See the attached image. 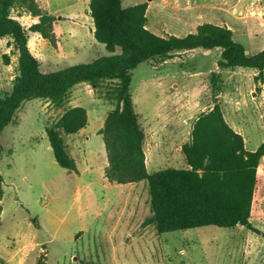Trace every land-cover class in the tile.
<instances>
[{"label":"rangeland","instance_id":"1","mask_svg":"<svg viewBox=\"0 0 264 264\" xmlns=\"http://www.w3.org/2000/svg\"><path fill=\"white\" fill-rule=\"evenodd\" d=\"M146 3L147 7L150 5L146 11L147 27L160 36L194 32L198 25L208 22L231 28L235 39L249 53L264 48V0H255L254 4L252 0H147ZM180 22L183 26L179 28ZM11 42L9 37L0 40V95L12 90L17 75L18 52ZM94 44L86 38L82 50L76 52V47H68L64 40L57 52L58 44L49 42L38 58H42V69L47 72L110 54L105 44L97 41ZM204 52L203 48L188 50L177 53L173 57L180 58L177 61L152 60L133 71L131 91L145 132V155L147 152L150 171L185 164L161 155L157 163H151L147 143L176 150L189 140L193 123L202 112L210 110L215 103L221 106V102L238 92V87L244 86L237 77L238 69L213 66L212 62L220 58V48ZM181 70L188 71L185 74L190 77L167 78L166 90L158 87L157 76ZM195 72L200 73L195 76ZM213 73L219 74V79H213ZM116 82L107 80L99 88L90 85L79 91L70 90L61 107L44 99L27 100L17 112L15 122L2 131L0 264H260L264 261V225L259 221H254L255 225L260 224V229L253 225L255 230L245 226L207 225L158 233L154 225H144L151 214L144 181L113 189L110 181L107 187L103 185L102 156L106 150L102 136H97L96 131L115 108L107 91ZM174 82L185 83L180 93L172 87ZM245 87L248 103L245 110H236L234 120L249 122L248 146L253 147L264 141V97H252L250 90L264 94V72L262 76L251 75ZM189 102L194 107L181 126ZM73 104L86 108L90 136L83 142L77 132L64 134L68 150L80 163L77 171L58 164L46 132L67 109L75 107ZM255 207L254 220L258 218ZM258 209L264 212V203Z\"/></svg>","mask_w":264,"mask_h":264},{"label":"trees","instance_id":"2","mask_svg":"<svg viewBox=\"0 0 264 264\" xmlns=\"http://www.w3.org/2000/svg\"><path fill=\"white\" fill-rule=\"evenodd\" d=\"M147 5L90 0L94 37L106 45L110 54L46 72L30 50L28 31H37L56 45L55 16L44 11L36 0H0V40L9 37L18 52L12 90L0 95V135L15 122L17 112L27 100L44 99L61 107L78 83L99 88L107 80H116L107 91L115 108L99 130L108 156L105 176L112 183H146L151 214L144 225H154L158 233L207 225L233 228L239 224L255 230L250 217L264 142L255 150H247L243 135L228 124L221 106L215 103L196 118L189 140L182 144L185 166L150 171L146 164L145 132L135 110L131 83L133 71L140 64L164 62L179 52L196 48H220V69L254 68L262 76L264 48L249 53L235 39L231 28L208 22L184 36H160L147 27ZM14 12L38 16L39 22L26 29ZM219 77L212 75L213 79ZM87 124L86 108L75 106L46 129L56 161L69 171H77L78 166L64 134L76 133ZM1 180L0 174V194Z\"/></svg>","mask_w":264,"mask_h":264},{"label":"crops","instance_id":"3","mask_svg":"<svg viewBox=\"0 0 264 264\" xmlns=\"http://www.w3.org/2000/svg\"><path fill=\"white\" fill-rule=\"evenodd\" d=\"M36 1L38 2L40 7L44 11H47L48 13L55 16L53 28H54V32H55L57 44H58V48L56 49L57 52L59 51V49L61 47L62 41H64V40L68 43V45H67L68 47H71V46L76 47L75 48V49H77L76 52H79L82 50L86 38H87V40H90V43L92 45H95L94 42L97 40L95 39L94 33H93L94 22H93V18L91 16V13H90V7H89L90 0H36ZM142 2H147V0H123L124 5H126V6L127 5H135V4L142 3ZM149 7H150V5L147 7V11L149 10ZM17 15H18V13H17ZM16 17L19 19V21L24 25V27L26 29H29V27L31 25L39 22L38 16H33L32 14L27 13V12H21ZM182 26H183V24H181V22H180L179 28ZM190 32L184 33L182 35L176 34V33H173V34L176 36H184ZM28 34H29V38H30L28 44H29L31 52L36 57H40L43 54V52L46 51L47 45L49 43L48 40L45 39L37 31L29 30ZM92 38L95 40H92ZM204 50H205L204 53H207V51H211L212 49H204ZM179 53H182V52H179ZM177 59H180V58H172V61H177ZM204 59H209V58H204ZM39 60L41 61V64H43L42 58H39ZM165 63H168V61L166 60ZM212 64H213V66L214 65L218 66V61L217 62L213 61ZM236 69H238L237 73H240V74H238L237 77L239 80L243 81L244 86L238 87V92L236 94H233L232 96L226 98L224 102H221V100H219V102H221L223 114H224V117H225L226 121L228 122V124L236 132L243 135L244 140H245L246 149L247 150H255L264 141L261 143H257L253 147L248 146L249 141H250V137H248V135L246 133L247 132L246 131V125L249 124V122L245 121L244 119L241 121L240 120L236 121V120H234V118H235V116H237L236 110H239L240 108H243L245 110L246 104L248 103V99H247L248 89H246L245 84L247 82H249V80L251 79V75H253L255 77L258 75L259 72L257 69H254V68L237 67ZM187 72L188 71H186V70L176 71L172 74H170L169 72L167 73V71L163 72L160 76H157V78H156V80L160 79V81H158V87L163 89V90H166L165 83H166L167 78L170 79L173 77L174 78L190 77V76H186L185 73H187ZM235 72L236 71L234 70L233 73H235ZM198 73H200V72H195L194 75L196 76V75H198ZM184 84H185L184 82L183 83L182 82H174L172 84V87L174 88L176 93H180L181 90L184 88ZM86 86H90V84L85 83V82L78 83L71 90H73L74 92L79 91ZM250 94L252 97H254L255 95L257 98L258 97H264V94H259L254 89L250 90ZM74 97H77V94H75ZM261 102L262 101H260V103ZM78 105H80V104H73L72 106H78ZM224 106H225V108H224ZM186 107L187 108H185V110H186L185 111V117H184V119L180 120L181 126L184 125L185 122H187V114L190 113L191 107H194V104L192 105V103L189 102L186 105ZM236 118L238 119V117H236ZM87 127H89V122H88L86 127L80 129L76 133L77 137H79V138L83 137V139H82L83 142L86 140H89V138H90V136L88 135L89 132L87 130ZM98 130L96 131L97 136H99V135L102 136V134H100L98 132ZM190 130H191V128H189V132H190ZM147 145H148L147 150L149 151V155L151 156L150 157L151 163H157L158 155H161L164 158H167L170 160L173 159L174 162H181V163L185 164V158H184V155L182 154V146H180L176 150H174L173 148H168L167 146H164L163 148L152 146L150 142L147 143ZM105 150H106V148H105ZM147 155L148 154L146 152V158H147ZM176 155H179V156H176ZM102 157H104V159H105V164L103 166V176H104V178H103L104 184L103 185L105 187H107L108 184H111L105 177V168L108 165L107 152H106V155H103ZM76 162H77L78 169H80L79 161L76 160ZM146 164H147V167L149 169V163H148L147 159H146ZM125 185H127V184H114V183H112V189H113V187H123ZM255 188H256V191H255L256 194L254 193V197H253L250 222L252 225H254L260 229V224L255 225L254 221H256V222L259 221L258 223H263V225H264V212L262 211V209L261 210L258 209V207L259 206L261 207L262 203H264V155L262 156L261 161H260V165L258 166V169H257V183H256ZM256 201H257V203L255 204ZM254 207L257 209V213H258L257 214L258 218H256L255 220L253 219ZM238 227H243V225L239 224ZM257 237H258V235H257ZM257 239H261L260 241H262V237L261 238L259 237ZM260 264H264V261H262Z\"/></svg>","mask_w":264,"mask_h":264},{"label":"built area","instance_id":"4","mask_svg":"<svg viewBox=\"0 0 264 264\" xmlns=\"http://www.w3.org/2000/svg\"><path fill=\"white\" fill-rule=\"evenodd\" d=\"M252 3L254 4L255 3V0H252ZM255 191H256V188H255ZM254 191V193L256 194V192Z\"/></svg>","mask_w":264,"mask_h":264}]
</instances>
